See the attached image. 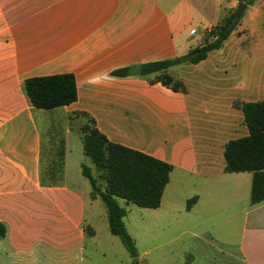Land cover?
<instances>
[{
	"label": "crops",
	"instance_id": "crops-1",
	"mask_svg": "<svg viewBox=\"0 0 264 264\" xmlns=\"http://www.w3.org/2000/svg\"><path fill=\"white\" fill-rule=\"evenodd\" d=\"M240 3L247 10L221 49L168 70L187 93L130 72L113 76L206 44ZM70 73L77 102L51 111L32 105L26 80ZM263 101L264 0H0V264H98L88 242L98 245L100 220L110 228L82 173L78 112L109 141L173 166L155 212L177 220L199 209L192 245L208 264H264V202L252 205L253 174L227 173L224 156L230 141L249 135L236 104ZM217 229L240 238H215ZM183 233L139 252V261L164 246L169 260Z\"/></svg>",
	"mask_w": 264,
	"mask_h": 264
},
{
	"label": "trees",
	"instance_id": "trees-1",
	"mask_svg": "<svg viewBox=\"0 0 264 264\" xmlns=\"http://www.w3.org/2000/svg\"><path fill=\"white\" fill-rule=\"evenodd\" d=\"M240 21L235 13L231 14L214 28L206 44L193 48L180 58L144 64L142 76L149 78L151 84L161 83L175 93H187L184 82L169 74L168 70L185 63L197 65L206 60L211 52L223 47ZM113 76L127 77L129 69L114 71ZM25 89L32 105L39 110H55L78 100L76 78L71 73L28 79ZM236 106L244 113L249 135L226 145V172L253 174L251 203L257 205L264 202V101L237 103ZM74 116L86 121L80 128L83 151L98 172L95 176L91 167L82 165L83 176L92 186V198L101 199L107 210L111 233L121 240L132 264H140L138 248L124 220L127 210L119 201L143 209H158L173 166L109 141L88 113L78 112ZM194 201H189V208ZM6 235L7 227L0 223V240Z\"/></svg>",
	"mask_w": 264,
	"mask_h": 264
},
{
	"label": "rangeland",
	"instance_id": "rangeland-1",
	"mask_svg": "<svg viewBox=\"0 0 264 264\" xmlns=\"http://www.w3.org/2000/svg\"><path fill=\"white\" fill-rule=\"evenodd\" d=\"M82 120V125L86 123ZM86 165L91 167L96 176V168L89 158H86ZM121 205L126 208L128 215L125 218V223L127 225L128 231L134 238L137 248L140 253L146 250L158 246L159 244L174 240L176 237L180 236L183 232L182 238L178 241H174L171 248L173 249V254L168 255L169 260H164L163 256L166 255V246L162 247L161 250L154 252L150 257H145L146 260L140 261V264H208L205 260L203 252L199 249V254L194 252L193 241L196 240L195 237L199 238V209L196 214H182L178 215L176 220L174 215L165 216L158 215L155 210L139 208L133 204L126 205L124 201H120ZM99 203L103 205L101 200ZM100 206V205H99ZM98 206V207H99ZM104 208L103 206H100ZM104 211V209H102ZM160 218V219H159ZM104 228L101 220L97 223V231L99 233V243L95 245L94 240H89L87 253L89 256L93 257V260L98 264H131V258L129 253L124 248L121 240L118 237L113 236L108 229V222ZM160 224L158 229H153V224ZM167 224H170L167 226ZM215 238L230 239L236 242L240 238V233H234L232 236H227V230L217 229L211 231ZM195 234V235H194ZM109 237L113 238V241H109ZM186 250L182 253L180 248ZM239 258L237 247L233 248V251H229ZM102 253L106 254V257H102ZM220 256L226 257V254L222 252H217ZM235 264H240L239 261Z\"/></svg>",
	"mask_w": 264,
	"mask_h": 264
},
{
	"label": "water",
	"instance_id": "water-1",
	"mask_svg": "<svg viewBox=\"0 0 264 264\" xmlns=\"http://www.w3.org/2000/svg\"><path fill=\"white\" fill-rule=\"evenodd\" d=\"M246 10H247V6L244 3H240L239 6H238L237 11L235 13L236 19L240 20L243 17V15H244ZM129 72L132 75L141 76L142 75V67L141 66L133 67L132 69L129 70Z\"/></svg>",
	"mask_w": 264,
	"mask_h": 264
}]
</instances>
